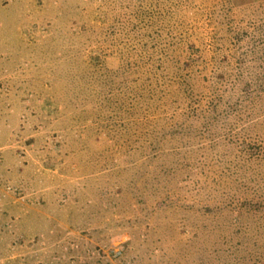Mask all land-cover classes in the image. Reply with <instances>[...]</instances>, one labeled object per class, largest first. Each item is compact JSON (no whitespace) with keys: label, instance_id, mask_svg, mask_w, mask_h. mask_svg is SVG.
<instances>
[{"label":"rangeland","instance_id":"1","mask_svg":"<svg viewBox=\"0 0 264 264\" xmlns=\"http://www.w3.org/2000/svg\"><path fill=\"white\" fill-rule=\"evenodd\" d=\"M0 264H264V0H0Z\"/></svg>","mask_w":264,"mask_h":264}]
</instances>
